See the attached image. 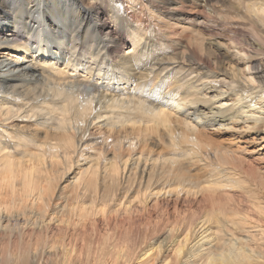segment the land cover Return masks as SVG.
Returning <instances> with one entry per match:
<instances>
[{"label":"bare ground","instance_id":"bare-ground-1","mask_svg":"<svg viewBox=\"0 0 264 264\" xmlns=\"http://www.w3.org/2000/svg\"><path fill=\"white\" fill-rule=\"evenodd\" d=\"M262 103L264 0H0V264H264Z\"/></svg>","mask_w":264,"mask_h":264},{"label":"rangeland","instance_id":"rangeland-1","mask_svg":"<svg viewBox=\"0 0 264 264\" xmlns=\"http://www.w3.org/2000/svg\"><path fill=\"white\" fill-rule=\"evenodd\" d=\"M164 23H167V21L165 20ZM172 23L175 24L174 22ZM170 26L174 28L175 30L177 29L176 30L177 32L180 31L179 33H182L183 30H185L183 32V37L185 35L190 36L192 39H196L197 41H200L203 44V46L209 45L210 42L215 43L218 41L219 48L221 49V51L227 52V54L230 57H232L235 60H238L237 62H235V68L239 70V74L243 78V80H245V82L248 83L251 88L255 87L254 84L250 83V78L252 77V74H253L252 69H251V64L255 63L259 59L255 60V58H253L251 59L252 61L251 63H249L250 61H248L247 59H240L239 56H242V58H245V57L240 54H237L235 56V54L238 52L236 49H233L234 47L231 44L232 43L231 41H229L228 39L224 40V39L214 38V37L212 38L203 37L199 33L201 30L197 28L196 26L194 27L193 25H190L187 23H176V25L174 26L170 25ZM195 31L197 32V35L194 37V35L196 34ZM201 36L203 39L202 38L200 39ZM202 40H205V41H202ZM211 48L216 49L214 44L211 45ZM258 107H261V109H259ZM254 109L259 110L258 113H255L253 115L255 116L254 117L255 119H258L259 117L264 116L262 115L264 114V111H261V110H264V103H262L261 105H256ZM248 122L249 121H247L246 124H243L241 121H238L237 123H231L228 126H225L224 127L225 129L223 130L221 129L218 131L205 128L204 132L208 134V136L211 137L215 145L219 146L222 149L223 148L226 149L225 151L227 153L229 152L236 158V160H239V162L242 163L241 166L243 170H247L248 173H251V175H253L252 173L256 174V170H257L258 175L256 176L254 175L255 181L257 183L256 187L260 189V190L258 189L259 193L261 192L264 197V127L261 128L258 125V128L261 131L260 133V132H257L255 129H251L252 127L251 121L249 123ZM101 132L103 133L104 131H101ZM93 133H95L94 138L98 139L99 137H102L101 134L98 135L99 132L95 130L93 131ZM111 139L112 138L109 137L108 142H110ZM98 140L100 141V139ZM252 167L253 169H251ZM252 170H254L255 172H252ZM258 183H260V185ZM66 184L67 183L63 185L65 186L64 191L67 190Z\"/></svg>","mask_w":264,"mask_h":264}]
</instances>
